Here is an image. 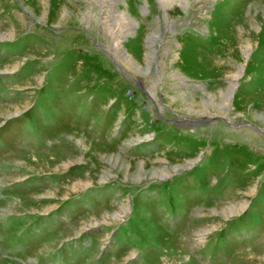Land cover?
Listing matches in <instances>:
<instances>
[{"label":"rangeland","instance_id":"374dc122","mask_svg":"<svg viewBox=\"0 0 264 264\" xmlns=\"http://www.w3.org/2000/svg\"><path fill=\"white\" fill-rule=\"evenodd\" d=\"M0 264H264V0H0Z\"/></svg>","mask_w":264,"mask_h":264},{"label":"bare ground","instance_id":"6f19581e","mask_svg":"<svg viewBox=\"0 0 264 264\" xmlns=\"http://www.w3.org/2000/svg\"><path fill=\"white\" fill-rule=\"evenodd\" d=\"M123 49H121V51H122ZM123 52V51H122ZM122 54H125V52H123Z\"/></svg>","mask_w":264,"mask_h":264}]
</instances>
